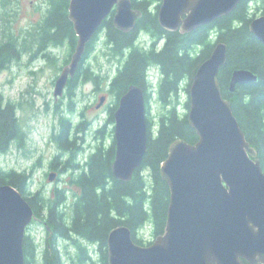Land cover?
Instances as JSON below:
<instances>
[{"label": "trees", "instance_id": "1", "mask_svg": "<svg viewBox=\"0 0 264 264\" xmlns=\"http://www.w3.org/2000/svg\"><path fill=\"white\" fill-rule=\"evenodd\" d=\"M132 7L141 11L134 30L123 33L113 26L112 15L87 44L83 60L95 47L99 34H103L107 55L118 62L115 76L108 81V93L114 97V106L109 109L107 124L114 122L116 102L130 86L145 91L146 99L156 96L161 104L155 131L146 116L148 141L141 167L135 171L129 182L116 180L111 172L115 156V143L105 145L102 141L84 159H79L77 134L82 133L88 122L85 119L73 124L69 113L61 115L58 132L52 135L60 153L52 164L63 158V170L70 171L68 184L79 192L70 200L68 190L55 188L50 196L42 191L31 192V174L15 170L6 171L0 167V185H11L28 202L34 214V221L44 223L42 249L34 238L26 235L23 241L24 264H107V236L109 232L124 225L130 229L133 241L145 246L139 233L148 226L154 238L163 234L169 205V189L160 175V164L166 159L170 145L177 139L194 144L198 137L189 126L187 113L177 109L180 87L185 83V92L198 67L209 57L214 45L223 42L227 46V61L220 69L218 81L224 99L231 102L232 112L245 134L247 142L256 150L264 172V46L249 30L250 18L255 11H263L264 0H243L229 15L200 27L189 34L169 32L157 21L160 4L152 12L153 2L161 0H131ZM49 8L38 30V45L58 47L66 44L70 50L68 64L77 37L68 20L69 0H49ZM154 4V3H153ZM255 6L254 8L251 6ZM151 38L150 44H140L141 36ZM144 41H147L146 38ZM24 46V45H22ZM15 43L0 41V69L16 56ZM63 65V66H64ZM157 70L159 78L154 91L147 79V70ZM235 69H246L257 77L251 84L238 85L230 94L228 84ZM83 75L85 81L98 86L99 75L82 62L69 86L72 96L73 84ZM152 90V91H151ZM189 106L188 100L185 109ZM149 108L146 110V115ZM105 127L96 134L102 135ZM25 132L15 117L10 102H4L0 94V153L7 152L16 142L22 147ZM147 171V175H144ZM150 244V243H149ZM147 244V245H149ZM95 246L93 255L89 246Z\"/></svg>", "mask_w": 264, "mask_h": 264}, {"label": "water", "instance_id": "2", "mask_svg": "<svg viewBox=\"0 0 264 264\" xmlns=\"http://www.w3.org/2000/svg\"><path fill=\"white\" fill-rule=\"evenodd\" d=\"M243 0H161L159 26L189 34L232 13ZM67 18L77 37L68 64L55 81L53 97L63 96L83 60L87 44L112 15L113 26L134 30L142 13L131 0H69ZM249 30L264 46V14ZM227 61V46L214 45L198 67L188 92L187 121L198 139L174 141L160 175L169 189L165 229L149 245H138L121 225L107 236V264H264V172L256 150L245 138L221 94L218 74ZM257 81L246 69L232 71L228 91ZM101 97L96 108L103 105ZM113 177L129 182L146 153L148 127L143 90L130 86L113 113ZM56 173L48 175L53 182ZM34 214L22 194L0 185V264H24L23 241Z\"/></svg>", "mask_w": 264, "mask_h": 264}, {"label": "rangeland", "instance_id": "3", "mask_svg": "<svg viewBox=\"0 0 264 264\" xmlns=\"http://www.w3.org/2000/svg\"><path fill=\"white\" fill-rule=\"evenodd\" d=\"M153 3L152 12L161 2ZM49 5V0H0V41L11 40L15 43L18 53L6 67L0 69V94L5 103L10 102L14 115L26 134L22 147L13 142L7 152L0 153V167L6 171L15 170L31 174L29 187L31 192L39 190L45 196H50L55 188L66 189L68 190L66 196L71 200L77 188L68 184L70 171L62 172L63 158L59 157L53 163L61 171L58 174L59 179L48 181V175L53 173L50 170L52 161L60 153L52 140V135L58 132L59 119L61 115L69 113L70 106L73 112L69 117L74 125L83 119L88 122L84 131L77 134L79 138L77 146L82 148L78 151L79 159L86 158L102 141L105 145L114 141V122L106 123L109 108L115 105L114 97L108 93V81L115 76L118 62L109 58L103 34H99L95 47L83 66L91 68L96 75L103 77L100 84L95 86L91 82H82L80 89L76 88L72 96L68 94L67 89L62 97L54 99L55 81L65 59L69 58L70 50L66 44L39 48L38 30ZM253 12L254 15L250 17L252 19L263 14V11L255 9ZM141 38L140 44H150L151 38L144 35ZM145 38L147 41H144ZM180 89L174 101L178 103L177 109L187 113L185 103L188 100V93L184 90L185 83ZM103 96L105 102L97 109L96 106ZM160 109L161 104L153 95L150 99L149 113L146 115L151 123L152 132L155 131ZM103 127H105L103 134H96V131ZM146 172L144 175H147ZM26 235L34 238L42 249L45 234L38 221L28 226ZM139 237L144 245L154 240L148 226L141 229ZM89 250L95 254L93 245L89 246Z\"/></svg>", "mask_w": 264, "mask_h": 264}, {"label": "flooded vegetation", "instance_id": "4", "mask_svg": "<svg viewBox=\"0 0 264 264\" xmlns=\"http://www.w3.org/2000/svg\"><path fill=\"white\" fill-rule=\"evenodd\" d=\"M264 14V13H263ZM262 14V15H263ZM85 59L84 60H82V65H84V63H85ZM75 77V76H74ZM86 83L87 81H85V79H84V76L83 75H80L78 78H77V81H76V83L75 84H73V86L75 87V88H77V89H80V84L81 83ZM72 85V82H70V80H68V82H67V84H66V87H65V90H67V89H69V86H71ZM65 90H64V92H65ZM63 95H64V93H63ZM144 95H145V91H144ZM122 96V95H121ZM104 97V96H103ZM120 99V98H119ZM119 99H118V101L116 102V106L118 107V102H119ZM105 102V101H104ZM104 102H103V104H104ZM145 105H146V110L148 109V108H150V99L148 100V99H146V97H145ZM102 107V106H101ZM116 107V108H117ZM110 109V108H109ZM116 110V109H115ZM115 112V111H114ZM76 141L77 140H79V138L77 137L76 139H75ZM80 140H82L81 138H80ZM50 170L53 172V173H56V178H55V180L57 181L59 178H58V174L61 172L57 167H56V165L55 164H51V167H50ZM54 180V181H55ZM78 192H79V190L77 189V191H75V192H73V196H75V194H78ZM41 225H42V227H43V225H44V223L42 222V221H38ZM94 247V251L96 252V248H95V246H93Z\"/></svg>", "mask_w": 264, "mask_h": 264}]
</instances>
